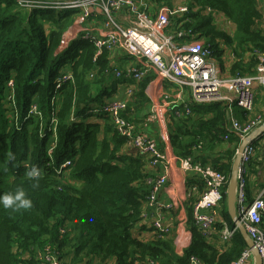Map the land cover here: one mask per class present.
I'll use <instances>...</instances> for the list:
<instances>
[{"label": "trees", "instance_id": "1", "mask_svg": "<svg viewBox=\"0 0 264 264\" xmlns=\"http://www.w3.org/2000/svg\"><path fill=\"white\" fill-rule=\"evenodd\" d=\"M176 1L151 0V5L158 11L161 6L175 8ZM187 5L188 12L172 20L175 26L190 32L188 37L203 39L212 58L220 62V42L232 47L237 61L231 73L254 76L257 52L264 55L263 0H189ZM215 12L234 24L233 35L214 24ZM76 14L27 11L18 0H0V195L23 187L33 203L31 209L19 211L0 205V264H43L39 255L47 248L65 264L70 256L76 263L92 257L102 263L114 259L116 264H190L192 258L202 264H232L247 248L239 234L221 251L193 226V240L183 256L172 254L163 238L144 242L138 237L137 232L145 229L144 206L150 192L147 158L133 148L123 153L126 138L109 116L100 113L105 102L118 99L112 97L117 85H109L108 51L94 61L97 49L84 34L64 45ZM64 71L71 72L72 80L57 91V79ZM137 85L123 113L136 125L134 111L149 102L148 79ZM224 104L203 106L213 116L199 125L192 120L199 107L189 106V115L182 107L174 111L170 141L176 157L209 165L197 161L193 150L208 137L214 141L228 133ZM33 106L37 113H31ZM178 112L182 116L177 117ZM189 124L198 131L189 130ZM54 134L56 145L49 154ZM67 161L71 165L59 172ZM33 165L42 170L38 186L26 175ZM231 171L230 167L225 175L230 177ZM194 178L204 189L202 180ZM223 207L232 228L226 203ZM190 217L193 221L192 212Z\"/></svg>", "mask_w": 264, "mask_h": 264}, {"label": "built area", "instance_id": "2", "mask_svg": "<svg viewBox=\"0 0 264 264\" xmlns=\"http://www.w3.org/2000/svg\"><path fill=\"white\" fill-rule=\"evenodd\" d=\"M18 5L27 11H74L84 19L102 16L106 32L101 37L91 33L85 34L97 49L94 61L104 51L118 49L133 58L144 59L151 65L161 81L169 83L177 90L178 102L182 100L185 90L188 89L191 102L195 103V106L223 102L230 109L239 107L244 112L246 121L241 123L234 120L228 132L239 133L242 140L264 122L263 116L255 113L254 100L256 84L264 87V55L257 52L259 63L254 76L237 74L235 77L223 78L218 64L210 61L212 57L210 47L199 40H185L177 44L176 38L188 37L191 35L190 32L178 35L166 33L174 18L188 12L186 6L179 5L175 8L161 6L157 14L153 15L151 0H18ZM113 72L118 79L129 77L135 83H139L145 77L147 70L129 67L125 73L118 70ZM72 77L70 71H64L57 79V91L62 89L64 83L72 80ZM8 86L13 87L12 80L8 82ZM129 94H133V89H129ZM127 108L128 104L125 100L111 99L105 102L100 113L109 116L118 134L126 138L131 148L145 155L151 166L159 167L164 164L162 175L146 179L150 186L147 199L148 206L152 209L151 218L155 233L159 237L171 234L172 229L166 224L163 212L172 205L159 201L158 195L168 183L167 177L172 162H178L182 170L199 178L204 184L201 198L193 206L192 217L202 235L215 245L217 225L222 218V206L227 201L230 177L210 165L195 164L191 158L173 157L171 160L166 157L155 139L146 131H139L135 123L124 117L123 113ZM185 109L186 114L189 115L190 107L186 106ZM31 113H37L34 106ZM181 115L182 113L177 114L178 117ZM228 137V134L224 136L225 139ZM55 139L54 134V140L48 150L49 154L56 145ZM160 140H168V135L161 134ZM256 153L257 149L253 143L246 145L241 153L242 161L237 176L236 212L264 264V190L252 202L247 195V172L255 160ZM70 165V161L65 162L59 172L66 171ZM223 226L222 243L228 244L235 234L239 233V229L236 225L232 228L226 224ZM39 258L43 264H65L51 248H47ZM190 264H202V262L198 258H192ZM232 264H254L252 250L245 248L241 257Z\"/></svg>", "mask_w": 264, "mask_h": 264}, {"label": "crops", "instance_id": "3", "mask_svg": "<svg viewBox=\"0 0 264 264\" xmlns=\"http://www.w3.org/2000/svg\"><path fill=\"white\" fill-rule=\"evenodd\" d=\"M188 2L189 0H177L174 4V7H177L179 5L188 7ZM151 8L153 15H156L157 10L154 7ZM214 17L215 25H217V19L224 21L222 22L223 28L217 25L220 30L225 31L230 35H233L235 33L234 24H232L223 14L215 12ZM105 32L106 28L104 26V18L102 16L84 19L81 18L79 14H76L73 26H71L68 32H66L65 34L64 43L68 44L70 41L75 40L82 34L85 35L87 33H91L96 37H101V35H103ZM69 33H71V35H67ZM166 33L168 35H176L179 33L185 34L186 32L185 29L177 28L174 21L171 23ZM67 37H71V40L68 41ZM185 40H199L204 43L203 39H196L195 36L176 38V42H183ZM220 44L221 49L223 50L221 62L215 57H211L210 61L218 64L223 78L235 77L238 73L235 76L231 73V69L237 61L234 55V49L222 42H220ZM108 61L112 72L109 85H117V91L112 97L118 98L120 100L123 99L127 101V104L129 103V101H132L134 99L133 95L130 96L129 89L137 91L138 85L137 83H135V81H133V79L129 77H122L121 79L116 78L113 71L118 70L125 73L129 67H136L140 69L145 68L147 70L146 75L143 79H148V86L145 93L149 99V102L148 104L142 106V108H140L139 110L134 111L132 116L137 123V129L139 131H146L153 139L158 142L159 148L164 153V155L172 160L173 157H176L172 141H170V136L174 127L172 117L174 116V111L176 109L180 107L185 109L186 106L192 105L189 90H185L182 96V100L178 102L177 99L179 98V96L177 95V90L173 89V87L169 83L161 81L154 68L147 62H145L144 59L133 58L125 52L116 49L113 51H108ZM254 92L255 113L257 112L258 114H261L264 119V87L256 84ZM153 94L157 95V101H154L152 99ZM168 94L173 97L171 101H165L164 99V95L165 98H169ZM224 105L228 107L226 103ZM203 106L208 105L195 106L199 107V109H196V111L194 112L195 115L193 113L194 116L192 115V120L196 122L197 125H199L201 121L210 120L213 116V113L205 112L208 107ZM153 114H155V118L151 119V116ZM243 115L244 112L239 107H234L232 109L228 107L227 119L230 122L228 130L230 129V126L234 120L244 123L246 120L244 118L245 115L244 117ZM97 123L102 124V126L104 127V123L102 121H99ZM263 125L264 122L262 125L257 126L253 133ZM188 129L198 131V129L194 128L192 124L188 125ZM218 129L219 128H217V130ZM207 130L208 129H206L205 126H201L200 131H204L205 135H208ZM214 132L215 130H213V133ZM164 133L168 135V140L161 141L160 136ZM226 134H228L229 136L228 139L224 138ZM226 134L220 136L219 140L211 141L208 137L204 141H201L200 144L193 150L197 161H205L213 167L223 169L225 173L230 167L232 170L234 162L236 160V154L235 156H233V153L236 147H239L242 139L237 132H228ZM253 144L257 149V153L254 162L250 166V170L247 172V195L249 196L250 202L258 198L259 194L262 192V190H264V133L257 136V139L253 142ZM130 148L131 147L127 144L122 152H129ZM144 156L143 159L145 161L146 158ZM164 169V164L159 167H153L149 164V161H147L145 165V173L147 177L149 176L148 178H155L162 175ZM167 179H169L168 183L159 193L158 198L162 203H170L172 205L169 209H165L163 212V217L165 218L166 224H168L172 229L171 234L164 237H159L155 234L152 226L153 219L151 218L152 209L148 205L144 206V215L146 216L145 220L143 221V225L145 226V229L137 233L138 237H140L144 242L163 238V240H167L170 243L172 254L183 256L184 250L191 245L193 240V236L191 235V228L195 226V223L192 221L190 213L192 212L194 204L201 198L200 196L203 191V186L202 184L197 182L196 178H194L192 174L182 170L178 162H172ZM148 192L149 189H147L146 195H148ZM223 210L224 207L222 206V218L219 224L222 223L223 225L226 224L227 226H229L228 219L226 216H224ZM222 224L217 225V241L215 244L221 251L225 248V244L222 243L223 240L221 234L224 230V226ZM67 264H116V260L113 259L106 263H102L98 258L90 257L84 260V262L82 263H76L73 261V256H70V258L67 260Z\"/></svg>", "mask_w": 264, "mask_h": 264}, {"label": "water", "instance_id": "4", "mask_svg": "<svg viewBox=\"0 0 264 264\" xmlns=\"http://www.w3.org/2000/svg\"><path fill=\"white\" fill-rule=\"evenodd\" d=\"M264 1V0H263ZM65 45V43H64ZM253 133V132H252ZM250 134L248 137L244 138L242 142L240 143L237 152H236V160L234 162L231 174H230V182L228 185V190H227V201H226V206L228 210V215L231 217V220L234 225L238 226L239 229V235H242L244 238L246 245L248 248L252 250V253L254 254V264H262V258L261 255L257 252V250L254 248V242L250 238L249 234H247L244 226L242 225L241 221L238 218L237 215V208H236V202H237V187H238V173H239V168L241 165V153L243 152L244 148L248 144H252L256 139L257 136L260 134L264 133V125L261 126L260 128L257 129L253 134Z\"/></svg>", "mask_w": 264, "mask_h": 264}, {"label": "clouds", "instance_id": "5", "mask_svg": "<svg viewBox=\"0 0 264 264\" xmlns=\"http://www.w3.org/2000/svg\"><path fill=\"white\" fill-rule=\"evenodd\" d=\"M27 177L36 182L38 186L39 180L42 178V170L33 165L26 171ZM0 205L4 209H11L12 211H19L21 209H31L33 206L32 200L27 196L23 187H17L14 192H9L0 195Z\"/></svg>", "mask_w": 264, "mask_h": 264}, {"label": "rangeland", "instance_id": "6", "mask_svg": "<svg viewBox=\"0 0 264 264\" xmlns=\"http://www.w3.org/2000/svg\"><path fill=\"white\" fill-rule=\"evenodd\" d=\"M263 4H264V1H263ZM261 7H262V5H261ZM57 12V11H56ZM222 22H224V21H222V20H220V19H217V22H216V24L219 26V27H221V28H223L222 26H223V23ZM73 24H74V22L72 23V25L71 26H73ZM224 30H226V29H224ZM71 33H72V31H71ZM71 33H69V34H67V35H71ZM74 34V33H73ZM67 39H68V41H70L71 40V37H67ZM169 95V98H165V95H164V99H165V101H171L172 99H173V97L170 95V94H168ZM152 99L154 100V101H157L158 100V97H157V95L156 94H153L152 95ZM155 118V114H153L152 116H151V119H154ZM144 131V130H143ZM250 170V166H249V168H248V171ZM239 234V233H238Z\"/></svg>", "mask_w": 264, "mask_h": 264}, {"label": "bare ground", "instance_id": "7", "mask_svg": "<svg viewBox=\"0 0 264 264\" xmlns=\"http://www.w3.org/2000/svg\"><path fill=\"white\" fill-rule=\"evenodd\" d=\"M178 43H183V42H182V41H178L177 44H178ZM195 105H196V104L192 102V106H195Z\"/></svg>", "mask_w": 264, "mask_h": 264}]
</instances>
